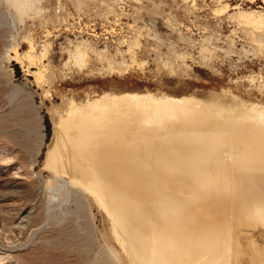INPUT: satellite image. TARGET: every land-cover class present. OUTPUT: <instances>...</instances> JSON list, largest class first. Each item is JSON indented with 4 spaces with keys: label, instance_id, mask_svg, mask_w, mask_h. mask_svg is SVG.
I'll return each mask as SVG.
<instances>
[{
    "label": "rangeland",
    "instance_id": "1",
    "mask_svg": "<svg viewBox=\"0 0 264 264\" xmlns=\"http://www.w3.org/2000/svg\"><path fill=\"white\" fill-rule=\"evenodd\" d=\"M262 84L264 0H0V264H133L107 199L44 166L55 122L145 102L244 114ZM241 225L251 260L264 236Z\"/></svg>",
    "mask_w": 264,
    "mask_h": 264
},
{
    "label": "bare ground",
    "instance_id": "2",
    "mask_svg": "<svg viewBox=\"0 0 264 264\" xmlns=\"http://www.w3.org/2000/svg\"><path fill=\"white\" fill-rule=\"evenodd\" d=\"M258 90L259 101L238 96L253 109L240 115L210 114L191 104L194 109L164 107L156 119L160 111L145 102L114 107L108 124L88 131L92 122L83 127L84 111L83 130L76 126L79 116L54 121L44 166L86 181L102 203L107 199L111 230L133 264H228L230 258L256 264L264 244L254 240L257 254L247 260L241 239L251 232L237 228H259L264 236V84ZM125 109L133 117H124Z\"/></svg>",
    "mask_w": 264,
    "mask_h": 264
},
{
    "label": "trees",
    "instance_id": "3",
    "mask_svg": "<svg viewBox=\"0 0 264 264\" xmlns=\"http://www.w3.org/2000/svg\"><path fill=\"white\" fill-rule=\"evenodd\" d=\"M18 67V66H17ZM18 70H19V68H18Z\"/></svg>",
    "mask_w": 264,
    "mask_h": 264
}]
</instances>
